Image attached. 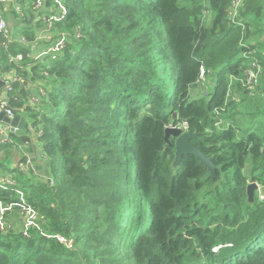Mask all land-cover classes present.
I'll return each mask as SVG.
<instances>
[{"label": "trees", "instance_id": "trees-1", "mask_svg": "<svg viewBox=\"0 0 264 264\" xmlns=\"http://www.w3.org/2000/svg\"><path fill=\"white\" fill-rule=\"evenodd\" d=\"M61 1L63 54L17 68L9 56L35 53L42 22L0 3L27 40H0L2 74L24 80L6 102L52 175L0 161L15 180L0 189L6 217L23 216L21 199L40 217L0 229V264H264V202L247 195L264 185V0H239L235 12L236 0ZM251 62L261 71L250 92L237 79ZM183 124L215 176L191 155L175 164L165 131ZM12 138L26 166L31 149Z\"/></svg>", "mask_w": 264, "mask_h": 264}, {"label": "built area", "instance_id": "built-area-1", "mask_svg": "<svg viewBox=\"0 0 264 264\" xmlns=\"http://www.w3.org/2000/svg\"><path fill=\"white\" fill-rule=\"evenodd\" d=\"M16 0H0V3L5 7L4 13H6L8 11L7 6H12L15 3ZM49 1H53V5L52 7L54 8L55 13L53 15L48 16L47 18L42 17L41 19H43L44 23L46 24L45 27L43 28L44 34H38L36 36V40L34 42V44H38L40 42H49L50 46H48V48H46L45 51H42L40 54L33 56V55H25V54H18L15 57H11L9 56V63L11 66L13 67H21L22 63L24 62V60L28 57L30 58L31 56L35 59H39L43 56L46 55H50L52 57L53 60H56L59 56H61L63 54V51L66 47L67 42L69 41L70 37L67 33H63V34H58L55 35L53 33V25L55 22H59L63 19V17L66 14V8L63 5L61 0H49ZM38 3V4H37ZM239 4V0H236L234 3V12H235V7H237ZM33 6L35 9H40L41 7V3L40 0H35V2L33 3ZM23 8L24 6H20V5H15V9L16 12L19 15H23ZM15 34H12L11 28H10V24L8 22V20L6 18H4L1 14H0V40L1 39H5V41H2V46L4 49H8V45L13 43V42H17V43H22V44H27V40L25 37H23L22 35L19 36H14ZM77 36H80L79 34ZM253 71H251L250 73V79L252 78V80H255L256 82V87H257V78L258 75L260 74V69L258 67V64L256 62ZM0 79L2 81H4L6 83L5 88L7 89V92H13L14 90V84L20 82L21 84H24V80H22V78H20L17 74H16V70L15 68H13L7 75L2 74L1 71V66H0ZM244 89H248V86L244 87ZM254 89V88H253ZM252 89V90H253ZM32 102H36L35 99H32ZM5 113V116L12 119L15 117V113L14 110L9 106V104L6 101H3L0 99V113ZM176 127H180L182 128L184 131H188V125L187 124H183L181 126H176ZM29 129V127H28ZM32 130V129H30ZM33 131V130H32ZM12 134H14V132L11 131V128L9 126H5L4 128H0V146H13L14 142H13V138H12ZM20 165V164H19ZM21 168L24 167L25 169L30 168L31 162L30 160H28V163L26 166L20 165ZM23 171V170H22ZM15 182L13 181L12 177L9 175L4 174L3 172L0 171V189L2 190H7L9 188L12 187V185H14ZM259 188H257L258 191H256L258 198L261 202H264V194L263 191H261L260 189V185H257ZM21 213L25 214L27 212H29L28 215L34 214L35 216L37 215L36 220L32 223L29 224L28 226L25 227V230H27L28 227H33L38 223V220L40 219L39 215L34 212L30 207H28L26 204H24V200L21 199ZM13 209L12 205L10 204H4L2 202H0V211L3 212H7V211H11ZM60 242L63 243H67V241L62 238V237H58ZM71 243L68 244V246L70 247Z\"/></svg>", "mask_w": 264, "mask_h": 264}, {"label": "water", "instance_id": "water-1", "mask_svg": "<svg viewBox=\"0 0 264 264\" xmlns=\"http://www.w3.org/2000/svg\"><path fill=\"white\" fill-rule=\"evenodd\" d=\"M1 66V62H0ZM6 83L0 79V89H2L3 93L1 99L3 101L8 100L9 94L7 89L5 88ZM28 120L21 115H15L14 118L10 119L5 116V113H0V128H4L5 126H9L11 131L14 132L16 137L21 138L22 142L27 144L30 142L31 137H34L33 134L29 136L28 132ZM198 135V132L191 131H183L180 127L169 126L165 131V140L170 143V138L175 139L176 146V161L175 164L179 165L182 161L184 155H191L197 158L206 169H209L212 176L216 175V168L211 159H208L204 156L201 147H196L191 144V140L195 139ZM29 159L32 165V170L38 176H43L45 179L51 180L52 175L50 173V163L44 162L38 159L36 155V148H32V153L29 155ZM257 184H250L247 187V195L250 203H254L255 201V192L257 191Z\"/></svg>", "mask_w": 264, "mask_h": 264}, {"label": "rangeland", "instance_id": "rangeland-1", "mask_svg": "<svg viewBox=\"0 0 264 264\" xmlns=\"http://www.w3.org/2000/svg\"><path fill=\"white\" fill-rule=\"evenodd\" d=\"M35 1H28L27 3H26V5L24 6V8H23V15L21 16V15H19L17 12H16V9H15V5L17 4V5H20V6H23V5H21L17 0L15 1V3L12 5V7L14 8V10H15V12L19 15V16H21V18L22 19H24V14L26 15V12H30L31 14H33L34 16H35V14L33 13V10H34V6H33V3H34ZM40 18V17H39ZM38 18V20H36V18H34V23L37 25V23H39V22H42L41 24H42V27L41 28H39L38 30H41V29H43L44 27H45V23H44V21L42 20V19H39ZM11 28H12V26H11ZM15 29V28H14ZM17 32H19L18 30H17ZM14 33V32H13ZM254 66H255V63L254 62H251L250 63V65H249V67L245 70V75H244V77L240 80V79H237V81L241 84V87L242 88H244V87H246V86H248V89H247V91H252V89L253 88H255L256 87V82H255V80H252V78L250 79V72L251 71H253V69H254ZM261 71V70H260ZM205 91L206 92H212V88H209V87H207L206 89H205ZM202 92V91H201ZM30 125V124H29ZM30 129H31V127H29V129H28V132L30 131ZM184 131V130H183ZM186 132V131H185ZM29 133H32V132H29ZM33 135L35 136L36 134H34L33 133ZM169 140H171V138L169 139ZM33 146H39V147H41V144L39 143V141L37 140V139H34V141H33V145L31 146V147H33ZM15 149H17L16 147H15ZM1 152V151H0ZM13 157H15L14 155H12V153H9V154H7V155H0V161L1 162H4V167L5 168H8L9 170H12L13 168H15L16 167V163H15V160L13 159ZM9 160H11L9 163H8V161ZM18 161V160H17ZM17 167L19 168V170L20 171H22V170H24V167H22L21 168V166L20 165H17ZM13 179V178H12ZM13 181L15 182V180L13 179ZM259 188V187H258ZM260 189H261V191H263V194H264V185H261L260 186ZM258 191V190H257ZM256 196V195H255ZM258 197V196H257ZM259 199V198H258ZM20 212H21V210H20ZM5 213H6V211L5 212H1L0 211V229H6V228H10V227H12V225H14V223L15 222H17V224H18V228H25L26 226H28L29 224H32L35 220H36V218H37V215L35 216L34 214H31V215H28L29 214V212H27V213H25V214H23V216H19L18 218H17V216H15L16 214H14L13 215V217L14 218H7L6 217V215H5ZM40 220V219H39ZM38 220V221H39ZM218 249H215V251H217Z\"/></svg>", "mask_w": 264, "mask_h": 264}, {"label": "crops", "instance_id": "crops-1", "mask_svg": "<svg viewBox=\"0 0 264 264\" xmlns=\"http://www.w3.org/2000/svg\"><path fill=\"white\" fill-rule=\"evenodd\" d=\"M40 3H41L40 9H35L34 8V10H33V13L35 14L36 20H38L39 17H40L39 19H41L43 17V15L45 16V18H47L48 16L53 15L55 13L54 8L52 7V3H50L49 0H40ZM7 9L8 10L11 9V6L8 5L7 6ZM10 28H11V24H10ZM11 31H12V34H15L16 33V31H15V29H13V27L11 28ZM38 34H44L43 29L37 30L36 35H38ZM45 43H49V42H45ZM34 45L37 46V47L36 48L34 47L35 53L33 54V56H36V55L40 54L42 51H45L46 48H48L46 45L39 44V43L38 44H34ZM49 46H50V43H49ZM46 56H50V55H46ZM43 57H45V56H43ZM43 57H41L39 59H35V58H33L31 56L30 58H33L35 61H38V60L42 59ZM31 89H32L31 95H34L33 99H36L35 97H36V92L38 91V89H37L36 86H32ZM2 93H3V91L1 89L0 90V98L2 96ZM29 127H31V126H29ZM29 132H32V133H29L28 134L29 136H31V134H33V133L36 134L34 132V130L33 131L30 130ZM34 139H36V135L34 137H31L30 142L27 143V146L29 145V147L31 149L30 152H27L26 151L25 156H27V158H29V155L32 153V148L35 147V146L31 147L33 145ZM9 146H11V145H9ZM26 148L27 147H24L25 150H26ZM35 148H36V155H37L38 159H40V160L43 161V159H42V149L39 146H36ZM0 151H1L0 152V155L1 156L4 155V154H8V152L12 153V155L15 156V157H13V159L15 160L16 167H17L18 162H19V156H20V154H23L19 149H15V147L13 146V148H7L4 151L3 150H0Z\"/></svg>", "mask_w": 264, "mask_h": 264}, {"label": "clouds", "instance_id": "clouds-1", "mask_svg": "<svg viewBox=\"0 0 264 264\" xmlns=\"http://www.w3.org/2000/svg\"><path fill=\"white\" fill-rule=\"evenodd\" d=\"M44 161V160H43ZM45 162V161H44Z\"/></svg>", "mask_w": 264, "mask_h": 264}]
</instances>
